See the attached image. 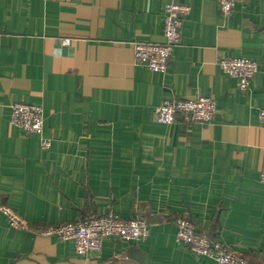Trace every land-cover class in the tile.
Here are the masks:
<instances>
[{
    "label": "crops",
    "instance_id": "1",
    "mask_svg": "<svg viewBox=\"0 0 264 264\" xmlns=\"http://www.w3.org/2000/svg\"><path fill=\"white\" fill-rule=\"evenodd\" d=\"M191 7L164 73L135 62L133 42L164 41V7ZM69 40V45L64 41ZM258 65L250 90L219 67ZM208 97L210 124H160L165 101ZM16 103L41 106L44 135L11 123ZM264 0H0V264H216L177 241L176 219L264 264ZM144 218L149 235L100 253L42 232L93 214ZM166 221L163 222L162 218Z\"/></svg>",
    "mask_w": 264,
    "mask_h": 264
},
{
    "label": "built area",
    "instance_id": "2",
    "mask_svg": "<svg viewBox=\"0 0 264 264\" xmlns=\"http://www.w3.org/2000/svg\"><path fill=\"white\" fill-rule=\"evenodd\" d=\"M222 16L231 17L235 10L236 0H217ZM191 7L186 4L171 3L164 7V31L162 43L133 42L135 62L154 73L167 71L174 50L181 43L184 19ZM70 41L65 40L64 45ZM219 67L237 81L242 92L250 90L251 83L258 71L256 62L246 58H222ZM218 112L216 102L208 97L195 100L165 101L154 110L156 121L172 125L178 117L183 123L210 124ZM259 120L264 124V109L260 110ZM11 123L24 133L35 134L41 138V148L48 150L51 140L44 135V112L41 106L16 103L11 107ZM264 185V171L260 175ZM0 215L4 216L9 226L17 231H28V222L19 216L11 207L0 202ZM162 221L166 219L163 217ZM177 241L193 256L209 258L216 264H251L246 257L231 248L210 240L196 230L194 223L186 218L176 219ZM44 236L60 240H72L78 255L89 257L101 252L103 243L109 238L123 242H138L149 235V224L144 218L122 219L114 213L104 216L85 215L70 222L42 232Z\"/></svg>",
    "mask_w": 264,
    "mask_h": 264
}]
</instances>
